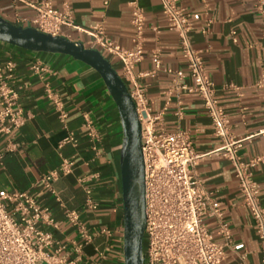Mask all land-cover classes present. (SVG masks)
<instances>
[{"label":"crops","instance_id":"crops-1","mask_svg":"<svg viewBox=\"0 0 264 264\" xmlns=\"http://www.w3.org/2000/svg\"><path fill=\"white\" fill-rule=\"evenodd\" d=\"M30 0H0V16L27 25L35 14ZM39 1V0H35ZM62 7V0H52ZM145 13L144 56L136 64L137 73L155 67L153 53L159 51L161 68L145 73L139 79L146 84V95L153 113L162 111L163 127L169 131L188 130L195 149L203 153L194 169L209 192V201L219 202L229 222L233 243L226 245L227 256L221 264H240V252L246 259L259 263L262 257L260 239L249 208L242 203L239 178L232 161L216 148L222 144L217 136L201 96L175 84L167 67L183 68L182 83H192L186 59L181 53L180 38L169 27L161 0H137ZM75 22L83 28L102 23L106 33L126 47L133 46L134 26L131 21V0H69ZM194 17L190 33L193 44L202 49L208 74L214 80L216 95L225 108L234 136L243 138L238 152L248 160L264 154V4L259 0H178ZM210 19L209 28L202 30ZM236 31L235 33L233 31ZM63 34L90 44V34L78 28L62 27ZM99 48L122 75V61L116 55ZM15 62L9 82L19 92V104L26 115L25 122L10 135L0 132V187L25 189L40 203L49 207L58 225L44 221L40 226L53 232L51 248L57 252L53 264H124L123 197L121 155L124 129L118 106L103 76L90 63L71 54L35 50L0 40V63ZM6 72V70H4ZM50 88L63 101L68 115L65 124L59 116ZM179 106L183 114H177ZM89 116L100 136L97 152L84 126ZM73 132L77 141H63ZM14 143L12 149H8ZM65 157L75 160L71 172L61 174L55 186L58 200L44 187L41 176L58 167ZM100 172L92 180L97 208L85 204L86 191L80 181L85 175ZM264 205V160L252 167ZM63 204L77 209L92 237L85 239L64 213ZM203 221L216 241L225 242L216 216L207 211ZM106 229V230H104ZM82 244L79 247V244Z\"/></svg>","mask_w":264,"mask_h":264},{"label":"built area","instance_id":"built-area-1","mask_svg":"<svg viewBox=\"0 0 264 264\" xmlns=\"http://www.w3.org/2000/svg\"><path fill=\"white\" fill-rule=\"evenodd\" d=\"M109 0H105L108 3ZM162 8L169 27L176 30L180 38V49L186 59L188 75L192 83H182L186 76L183 68L167 67L166 71L173 73V80L179 87L197 92L210 116L214 132L222 139V144L216 148L234 164L242 194V203L250 209L258 237L260 239L262 257L256 264H264V205L259 195L258 182L253 176L252 167L264 160V154L248 160L242 159L238 149L243 138L234 136L229 116L220 104L216 95L214 80L208 74L202 49L196 47L191 39L194 17L199 13H191L178 0H161ZM35 8V14L29 18L27 25H33L51 34H63L62 27L78 28L90 34L92 47L99 46L108 53L116 55L122 61V77L127 83L136 103L142 125V149L145 164V199L146 227L144 245V264H221L226 258V245L234 249L244 248V243H233L229 222L224 217V210L219 202L210 203L209 192L204 188L201 178L195 172L194 166L203 153L195 149L190 132L184 128L169 131L163 127L162 111L153 113L146 95V84L139 76L155 72L161 68L159 51L153 53L154 69L150 72L135 71L136 64L144 56L145 13L137 0H131L134 26L133 46L126 47L112 39L102 23L91 28L79 26L74 19L69 0H62V7L54 6L52 0H30ZM264 0H259V8L263 9ZM210 19L203 25L206 32ZM236 32L235 30L233 31ZM64 35V34H63ZM15 62L8 59L0 63V132L13 135L25 122L26 115L19 104V92L9 82L13 75ZM6 70V72L4 71ZM258 84H264V76ZM48 89L60 111L59 116L65 124L68 115L63 101ZM177 114H183L179 106ZM84 126L92 143L99 152L98 130L93 120L86 116ZM76 142V136L70 132L63 141ZM14 143L8 146L12 149ZM3 152L0 151V158ZM75 160L65 157L58 167L41 176V181L48 192L58 200L61 196L55 186V180L61 174L72 171ZM100 172L80 178L85 191V204L89 208H97L98 200L94 195L92 180L99 178ZM67 219L74 224L85 239L92 237L86 223L81 219L77 209L63 204ZM209 211L216 216L220 231L225 238L224 243L216 241L213 234L203 221V214ZM44 221L50 225H58L51 215L48 206L25 189H6L0 187V264H53L58 261L57 252L51 248L55 242L52 231L40 226ZM106 230V229H104ZM81 243L79 247H81ZM247 251L240 252V264H254L246 259Z\"/></svg>","mask_w":264,"mask_h":264},{"label":"water","instance_id":"water-1","mask_svg":"<svg viewBox=\"0 0 264 264\" xmlns=\"http://www.w3.org/2000/svg\"><path fill=\"white\" fill-rule=\"evenodd\" d=\"M0 40L35 50L60 51L94 66L103 76L118 106L124 140L121 155L124 264H144L146 227L145 164L142 125L136 103L122 75L99 49L63 34H51L33 25L0 16Z\"/></svg>","mask_w":264,"mask_h":264},{"label":"rangeland","instance_id":"rangeland-1","mask_svg":"<svg viewBox=\"0 0 264 264\" xmlns=\"http://www.w3.org/2000/svg\"><path fill=\"white\" fill-rule=\"evenodd\" d=\"M144 245H145V238H144Z\"/></svg>","mask_w":264,"mask_h":264}]
</instances>
